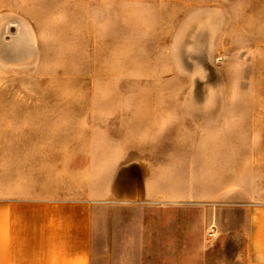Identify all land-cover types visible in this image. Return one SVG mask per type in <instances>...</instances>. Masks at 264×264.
Returning a JSON list of instances; mask_svg holds the SVG:
<instances>
[{
	"label": "rangeland",
	"instance_id": "374dc122",
	"mask_svg": "<svg viewBox=\"0 0 264 264\" xmlns=\"http://www.w3.org/2000/svg\"><path fill=\"white\" fill-rule=\"evenodd\" d=\"M191 146L226 150L228 193H264V0H0V162L46 152L121 177L131 158L185 160ZM170 167L191 180L189 163ZM178 210L173 229L148 211L143 256L100 250L96 264H243L241 240L209 239Z\"/></svg>",
	"mask_w": 264,
	"mask_h": 264
},
{
	"label": "crops",
	"instance_id": "0c3cea01",
	"mask_svg": "<svg viewBox=\"0 0 264 264\" xmlns=\"http://www.w3.org/2000/svg\"><path fill=\"white\" fill-rule=\"evenodd\" d=\"M190 152L185 160L165 156L154 164L131 158L118 165L121 177L114 164L50 159L46 152L43 160L23 167L19 161L0 162V264H96L100 250L113 263L116 257L125 263L132 249L139 257L147 249L148 211H165L166 221L155 224L173 229L179 225L180 206L190 209L188 229L211 225L214 236L206 233L207 238L241 240L244 247L236 257L243 264H264V193L241 198L228 193L221 173L225 149L219 147L217 156L205 146H191ZM178 160L191 168V180L185 183L170 167ZM216 161L223 187L211 191ZM136 170L139 179L133 175ZM124 179L122 189L118 181ZM188 235L193 238L194 232Z\"/></svg>",
	"mask_w": 264,
	"mask_h": 264
},
{
	"label": "built area",
	"instance_id": "2783aa9c",
	"mask_svg": "<svg viewBox=\"0 0 264 264\" xmlns=\"http://www.w3.org/2000/svg\"><path fill=\"white\" fill-rule=\"evenodd\" d=\"M208 236H214V231H213V227H210V230L208 232Z\"/></svg>",
	"mask_w": 264,
	"mask_h": 264
}]
</instances>
